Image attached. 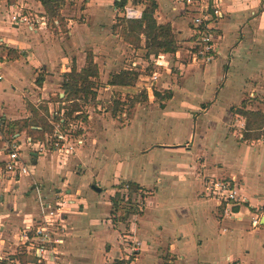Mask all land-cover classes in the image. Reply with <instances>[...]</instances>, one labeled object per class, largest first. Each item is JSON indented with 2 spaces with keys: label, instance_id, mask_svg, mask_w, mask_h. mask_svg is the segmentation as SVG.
<instances>
[{
  "label": "crops",
  "instance_id": "crops-1",
  "mask_svg": "<svg viewBox=\"0 0 264 264\" xmlns=\"http://www.w3.org/2000/svg\"><path fill=\"white\" fill-rule=\"evenodd\" d=\"M115 1L118 0H74L73 7L86 19L74 22L66 32L70 34L68 38L61 31L51 32L47 19L45 26L34 25L33 29L25 22L9 21L13 4L22 6L30 18L46 17L39 0H0V70L10 63L26 67L35 75L44 71L40 75L42 85L35 83L39 74L32 83L40 102L60 92L63 74L73 65L74 54L77 70L85 64L86 50H91L94 62H118L120 41L111 33L112 18L117 12ZM154 1L157 21L170 23L176 38L186 45L191 39L190 23L184 20L188 17L186 7L175 0ZM219 8L221 54L208 64L196 66L199 73L190 78L191 82L155 89L171 90L165 106L151 112L155 119H162L158 124L164 126L161 122L165 119L169 122L176 121L178 115L186 116L193 121V133L173 136L170 139L175 140L168 141L162 132H127L124 134L130 143L125 148L123 133L117 143L116 133L103 137L93 133L84 138L75 153L49 151L25 156L34 164L29 166V174L0 176V264H45L19 241L22 226L40 217L32 180L41 182V194L48 202L61 201L59 195L70 201L61 222L64 228L58 233L62 237L58 264H112L116 258L125 264H211L217 261L210 255L211 250L220 242H225L226 256L218 258L219 264H264V224L260 223L263 208L258 224H252L256 209L264 207V166L260 162L264 147L259 148L264 138L241 139L245 119L231 110L244 99L247 108L255 110L251 98L264 92V0H219ZM105 40L113 49L102 55L99 46ZM9 49L13 57L8 55ZM162 56L166 58L168 54ZM202 77L204 83H199ZM58 96L62 98L63 94ZM37 101L31 102L38 105ZM46 103L48 108L53 106L51 101ZM169 106L173 109L168 111ZM0 110V117L9 121L29 115L24 108L21 111L25 113L17 117L6 114L4 107ZM168 113L173 118H165ZM203 117L214 131L203 128ZM229 125L237 128L230 131ZM18 134V148L27 147L26 135ZM120 144L125 149L123 154ZM6 150L7 147L0 151V167ZM107 150L111 159L105 154ZM137 157L143 161L135 167ZM213 177L235 179L243 202L233 212L238 211L240 219L225 213L224 206H218L205 192L206 180ZM122 180L134 183L147 196L138 197L143 201V206L138 205L140 213L119 210L127 215L116 223L111 217L112 200L116 190H122L117 188ZM29 191L34 192V198ZM224 223L229 227L234 224L230 234ZM150 252L155 254L154 259Z\"/></svg>",
  "mask_w": 264,
  "mask_h": 264
},
{
  "label": "rangeland",
  "instance_id": "rangeland-1",
  "mask_svg": "<svg viewBox=\"0 0 264 264\" xmlns=\"http://www.w3.org/2000/svg\"><path fill=\"white\" fill-rule=\"evenodd\" d=\"M72 4H74V0H67L65 2V5L60 11L61 15L64 17L62 23L65 22V24L63 26L57 27V25L53 24L51 20H48L49 17L46 16L48 29L51 32L58 33V31H61L62 33L67 34L66 32L71 30L75 21L77 23L85 22L86 19L85 15L81 11H79L76 7H73ZM125 7H127L128 9L138 10L141 12L142 9L145 7V3L143 2L138 3L135 2L134 0H128V2L125 4L123 8L120 7L116 8L117 12L112 18L113 22L114 21L117 22V20L121 19V17H125L124 16ZM184 20L188 22L189 17L184 18ZM157 23L159 22L157 21ZM111 33L113 34V32ZM67 35L69 38L70 34ZM114 35H116L117 39H119L120 41V47L117 49L119 52L117 58L118 62H113V63L110 62L111 63L110 65L108 64L107 61L103 62L102 60H97V62H95L97 64L98 74L97 76L90 77L88 79V81L91 83L90 92L86 97L84 98L81 97L77 101L78 108L80 110L78 114L79 119L70 118V121L73 123L72 124L73 130L75 131L73 133V137L81 138L82 140H84V138L90 137V135H92L93 133H95V136H98V134L100 133L101 137H103L104 135L112 136L114 133H116L114 137L117 143V141L121 142L120 140L121 133H123L122 137L125 142L126 136L124 133L127 132H136L138 134L139 131H142L144 132V135H147V133L159 135V133L162 132L165 138L169 137L168 141L175 140V139H170L173 136L186 137L188 132L193 133L194 131L193 121H190L189 118H187L186 116L178 115L175 117L176 121L167 122L168 119H165V121L161 122L164 124L163 126L158 124L159 120L162 119L161 118L155 119L154 116L151 114V112L154 111V109L155 110L159 109V104L161 101L165 100V103L167 102V100L164 97L168 90L161 89L159 96L157 95L154 97L150 96L152 95L153 91L156 88L169 87L171 89V87H173L174 84L189 83L191 82L190 78L192 77L193 79V76H197L199 73L198 68H196L195 65L187 66V64L189 63L191 64V62L187 60L185 44L179 41L180 38L178 39L175 36V38L178 41L177 47L180 50V56L176 57L175 54L168 55L166 58L162 59L161 62L162 64L156 65L155 63L158 57L157 55L154 54H150V55L146 54L147 50L144 47L143 37L141 38L140 45H136V44L132 45V44H128L123 40L121 33ZM106 41L107 40L102 41L103 43L100 44L99 46V51L102 53V55H106V52L109 53L113 49L112 45L109 44V42L106 44L104 43ZM78 50L79 47L77 48V51ZM75 59L76 56L74 54L73 65H75L76 63ZM25 69L26 67L18 68L13 66V64L8 63L3 65V67L0 70L1 74L3 75V78L0 80V109L4 107L6 114L10 116H15V117L19 115L22 116L23 113H25L24 110L21 111V109L23 108L26 109L29 116H32V113L28 109L27 103L29 104L32 103L33 105L37 106L34 103L35 101H37L36 98L38 99V96L36 94L37 89L33 86L32 83H34L33 81L38 74L40 76L43 75L45 72L40 71L37 72V74L35 75V72L31 74V72L29 73V71ZM125 69L130 70V72L132 73L135 72L138 74L136 78V82L134 83L135 85H133V87L132 86L116 87L110 85V80L112 79V76L117 72L124 71ZM30 75H34V76L32 77ZM153 77H155V79ZM204 80L205 77H202V79L199 80V83H204ZM149 88L150 89L152 88V91ZM59 89L60 92L57 91L55 95H50L49 99L47 98L40 102L37 101L38 107L40 109L39 113H41V111L43 110L45 116L49 115V108L46 103L48 101L53 102L52 108H54L55 111H57L54 114L55 116L56 114L63 111L65 107L70 108V104H65L64 103L65 101H62V99L66 97L65 91L60 87ZM58 93H62L63 97L60 98L58 96ZM251 99L252 101L250 103L252 104V106L256 107L255 109H258L264 114V112L262 111L264 109V92L261 95L260 94L255 95V97H252ZM32 100H34V102H31ZM22 102L24 103V107L22 106ZM170 109L173 108L169 106V108L166 110L169 111ZM171 114L172 113L164 114L166 115L165 118H173L172 117L173 115ZM194 116L196 117V115ZM22 118H18V120ZM205 118L204 117L201 118L200 124H203V128H206L207 130L211 129L212 131H214L212 129L213 125L212 126L209 125V123L207 122V120H205ZM43 120H44L43 118L40 120L42 125H43ZM77 120H81L80 121L81 123L77 122ZM235 128L237 127L229 125L230 131L234 130ZM24 131L26 130H20L18 125L15 126L13 125V127H9V125H7L4 127L3 130H0V151H3L6 147H8V145L10 146L12 135L18 132L23 134L25 133ZM260 138L261 139L264 138V125L261 129ZM124 142H122V144ZM127 143H130V141L127 142L126 140V144L124 148L126 147ZM214 143H219V142H214ZM122 144H120V148L122 147ZM262 147H264V145H259V148ZM28 150L29 149H27L25 145L24 146L21 145L20 154L23 157H25L27 156ZM120 150H121L120 153L122 154L125 152V149L123 148H121ZM105 154L107 155V158L111 159V156L109 157L108 150L107 152H105ZM250 160L252 159L250 158ZM142 161L143 159L137 157L136 163H134L135 167H137ZM27 162H28V166H34V164L31 161L27 160ZM260 162L261 165L264 166L263 154ZM108 164L110 165L109 160H108ZM1 167H3V164L1 165ZM108 169L105 170V175L103 176V180H106V176L108 175L109 172ZM2 182H5V180H3ZM117 188L118 189L121 188L122 190L120 191L116 190L117 195L114 196L115 206L113 205L111 211L112 220H114L116 223L120 221H124L127 215V214L123 215V213L119 210L122 209H125V211L133 210L137 213L138 212L140 213L141 211L139 206H143L142 205L143 201L142 198H138V197L140 196V194H142V196L144 197L147 196L146 194L140 192L138 190L139 188L134 186V183L132 182L122 180L117 184ZM28 195L34 198L33 191H29ZM59 197L62 198L61 195H59ZM53 205L55 204L53 203ZM119 212L120 214H118ZM227 221L228 220H226L225 222ZM227 225L228 224L224 226L228 228L227 234H230L229 230L232 229L231 227H233L234 224H231L232 226L230 227ZM224 244L225 242L224 243L220 242L218 246L215 245L216 247H213V249L211 250L210 255L215 260H217L215 263H211V264H219L218 258L221 257V255H224V257L226 256ZM190 254H192V252H190ZM149 256L152 259H154L155 254L150 252Z\"/></svg>",
  "mask_w": 264,
  "mask_h": 264
},
{
  "label": "built area",
  "instance_id": "built-area-1",
  "mask_svg": "<svg viewBox=\"0 0 264 264\" xmlns=\"http://www.w3.org/2000/svg\"><path fill=\"white\" fill-rule=\"evenodd\" d=\"M186 7L185 11L189 17L191 26V39L185 45L187 60L191 64L201 67L215 60L220 54L219 35L217 34L218 20L222 17V11L219 8V0L210 3L209 0H175ZM14 12L9 16L11 23L25 22L30 29L34 25H46V17L43 15L31 16L24 12L22 6L13 4ZM124 16L127 18H140L141 12L125 7ZM175 56H180V50L175 52ZM156 65L162 64V54L157 55ZM154 76V75H153ZM0 72V80L2 79ZM155 79V77H153ZM150 89V88H149ZM152 91V88L150 89ZM55 109H49L48 118L53 120ZM63 117V111L58 113ZM81 120H77L80 122ZM62 124H55L51 134L46 135L44 140L32 141L30 137H24V142L28 147L27 156L34 154H45L49 151H57L63 154H72L76 147L83 144L81 138L73 137L75 132L70 119L62 118ZM81 123V122H80ZM3 123L0 119V128ZM18 133H15L10 146L8 145L3 167H0V176L3 174L8 178H16L29 174L27 159L20 154L17 144ZM32 188L37 193L40 217L37 220L25 223L19 233V241L29 250L40 263L58 264L60 254L58 245L62 243V237L58 235L64 228L61 223L67 204L70 202L64 197L61 201L55 202V205L48 202L42 196V184L38 180H32ZM205 192L213 197L218 206H224V212H228L231 217L239 218L238 211L233 212L234 207H239L243 199L239 193L237 183L234 178H211L205 182ZM262 206L255 211L252 224H258ZM58 229V230H57Z\"/></svg>",
  "mask_w": 264,
  "mask_h": 264
},
{
  "label": "trees",
  "instance_id": "trees-1",
  "mask_svg": "<svg viewBox=\"0 0 264 264\" xmlns=\"http://www.w3.org/2000/svg\"><path fill=\"white\" fill-rule=\"evenodd\" d=\"M16 0H7L8 3H14ZM43 9L44 14L49 17L53 24L57 27L63 26L62 23L64 17L60 11L65 5L67 0H39ZM138 3H145V7L141 11L140 18H127L121 17L117 22L114 21L111 25L112 32L114 34L121 33L123 40L128 44L140 45L141 38H144V47L147 50V55L154 54H168L173 55L179 49L178 41L175 38L174 31L172 30L170 23H157L155 18L156 2L154 0H134ZM128 0H118L114 4L118 8H123ZM47 17V18H48ZM8 55L13 57L11 49L8 50ZM98 74L97 64L93 60V54L91 51H86L85 64L77 70L75 65H72L69 71L63 74L61 83V89L65 91V104H70V108L65 107L63 109V117L59 114L50 120L48 116L44 115L43 110L39 113L38 105L35 106L29 103L28 109L32 113V116H27L22 119H16L13 121L5 120L0 117L3 126L0 128L4 129L5 126L13 127L18 125L20 130L24 131L26 137H30L32 141L44 140L46 135L53 132L55 124H62L61 119L64 118H75L79 119L78 114L80 112L77 101L81 97H86L91 89V83L88 81L90 77H95ZM138 74L130 72V70H124L117 72L112 76L110 85L116 87H133L135 85ZM43 82L42 76H37L35 83L37 86H41ZM167 90V89H165ZM154 96H159L158 90L153 91ZM171 97V92L168 90L165 95V99L168 100ZM165 100L161 101L159 106L164 107ZM247 100H242L239 107H232L231 110L234 114H238L245 119L244 128L242 130L243 140L252 141L260 139L261 129L264 125V114L258 109L247 108ZM43 120V125L40 120ZM21 122V123H20ZM20 133V132H18ZM78 133V132H77ZM117 195V193L115 194ZM112 204L115 206L114 199ZM222 208V207H221ZM264 210V207H262ZM36 258V257H35ZM37 259V258H36ZM112 264H125L123 259H114Z\"/></svg>",
  "mask_w": 264,
  "mask_h": 264
},
{
  "label": "water",
  "instance_id": "water-1",
  "mask_svg": "<svg viewBox=\"0 0 264 264\" xmlns=\"http://www.w3.org/2000/svg\"><path fill=\"white\" fill-rule=\"evenodd\" d=\"M49 109H51V110L53 109V108H52V105L49 106ZM92 187H93L94 189L98 190V191L100 190L98 187H95V186H92ZM260 223H261V224H264V215H263V217H262Z\"/></svg>",
  "mask_w": 264,
  "mask_h": 264
}]
</instances>
